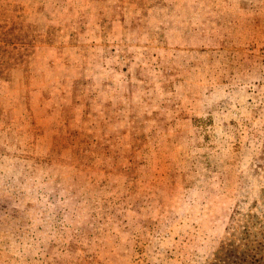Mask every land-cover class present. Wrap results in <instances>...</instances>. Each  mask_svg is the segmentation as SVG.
<instances>
[{"label": "rangeland", "instance_id": "rangeland-1", "mask_svg": "<svg viewBox=\"0 0 264 264\" xmlns=\"http://www.w3.org/2000/svg\"><path fill=\"white\" fill-rule=\"evenodd\" d=\"M0 264H264V0H0Z\"/></svg>", "mask_w": 264, "mask_h": 264}]
</instances>
